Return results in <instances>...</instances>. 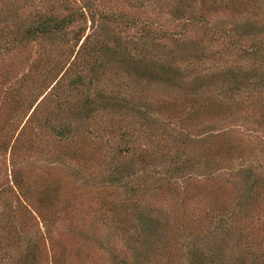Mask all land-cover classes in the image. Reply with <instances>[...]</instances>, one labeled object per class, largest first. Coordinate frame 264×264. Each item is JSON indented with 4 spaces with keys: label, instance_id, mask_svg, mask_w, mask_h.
Returning a JSON list of instances; mask_svg holds the SVG:
<instances>
[{
    "label": "rangeland",
    "instance_id": "obj_1",
    "mask_svg": "<svg viewBox=\"0 0 264 264\" xmlns=\"http://www.w3.org/2000/svg\"><path fill=\"white\" fill-rule=\"evenodd\" d=\"M40 23L48 33L23 30ZM253 66L264 0H0V264H193L196 249L211 264L219 247L213 264H264V86L231 99L204 86ZM181 96L224 113L184 118ZM173 152L213 164L142 187ZM126 167L127 184L106 181ZM245 171L258 198L239 207ZM142 218L149 242L128 240Z\"/></svg>",
    "mask_w": 264,
    "mask_h": 264
},
{
    "label": "trees",
    "instance_id": "obj_2",
    "mask_svg": "<svg viewBox=\"0 0 264 264\" xmlns=\"http://www.w3.org/2000/svg\"><path fill=\"white\" fill-rule=\"evenodd\" d=\"M102 16H106L104 14H102ZM76 18H78L75 14V11H71L65 15H61L57 19H55V23L57 22V24L59 26H62L64 24H71ZM50 21V20H49ZM44 22V21H43ZM56 29V28H54ZM23 30H26V32L30 33L31 35H40V34H45L48 33V28L47 25H43L42 23L38 24L37 26H33V25H28L26 26ZM42 37V36H40ZM39 38V37H38ZM259 47V46H258ZM124 51V49H122V51L120 52V49L117 48V50H112L113 57L116 58H120V54H122V52ZM257 51L260 52L259 48H253L249 50V53L253 56L257 55ZM97 50L95 47H93V49L91 50V53H96ZM91 53H89L87 56H91ZM91 67H94L93 65H91ZM220 80L221 82L219 83V85H216V78L218 76L215 77V79L208 78L205 79V83L204 86L207 87H212L215 86L218 89H221V96L224 98H232L234 96H238L241 95L246 92V88L247 87H251L252 92L258 90L260 87L264 86V69L263 68H258V67H251L248 69H244L241 73L237 72L236 74L233 73V71H230V73H226V72H222L220 73ZM150 76V74H149ZM145 78H147L146 75H144ZM212 79V80H211ZM79 81V79L77 80ZM251 91V90H250ZM248 91V92H250ZM182 97V101L183 103L181 104V108L179 106V109L177 110V115L178 114H185L184 118H192L195 121L199 122L200 120H202V118L205 119L208 118L207 115H221L224 113L223 109H218L217 107L211 108L206 110V108L204 106H199L197 104V99L195 97L193 98H187L186 96H181ZM221 101V100H220ZM87 103V101H86ZM58 108L60 109H64L65 112L69 113V115H75L76 111H79L80 109L77 107V105L75 104H70V102H64V101H60L57 105ZM76 109V110H75ZM264 109V106H263ZM96 110V106H88L85 108V115L84 117H88L93 115V111ZM180 116V115H179ZM180 119L183 121V119L180 117ZM146 122H150L151 125H155L154 122L148 120ZM146 122L144 124H146ZM160 122V121H159ZM158 123V125H162V123ZM181 123V122H179ZM183 124V123H181ZM181 130H177L176 135L178 139H181L183 142H189L191 140L187 139L188 134L184 133L181 134L180 132ZM56 132V131H55ZM58 135H60L63 138H66L68 136H71L73 133L72 128H69L68 126H64L62 127L58 132H56ZM184 137V138H183ZM189 138V137H188ZM165 156V155H163ZM132 158H135L138 161H143L145 158H151L150 153L149 154H145V153H132L131 155ZM167 157V161L166 164H164V168H160L159 171H154L152 170V174H155L156 172H158V176H153L152 180H150L149 182H147L146 180H143L144 185H142V187H150L152 186L156 181L159 182L158 180H165L166 182H168V180H173L176 179L177 177H182V174H184V169L187 167H190L192 165L193 162L198 163L199 168H201V170L204 171H208L211 168V165L213 164V161L210 159H204V160H193V158H191L189 155L186 154V157L183 159H181L180 161H178L177 159L179 158V156L173 152L172 155L170 156H165ZM180 159V158H179ZM129 168V167H128ZM126 167V169L124 170H119V172H115L112 176H108V179L106 180L109 183H114V184H127L130 180H131V173L128 172V169ZM145 171V168H144ZM125 173V174H123ZM250 172L245 171L242 176H241V181L242 179L248 183L246 186H243L241 184V191L239 193V197H237V203L235 201V205L241 207L242 204L246 201V200H251V201H257L258 195L255 194V192H257L255 189L258 187V183L260 180H256L258 178H251V174H249ZM125 178L127 179L125 181ZM254 179L251 182V179ZM133 181L138 182V180L132 178ZM142 181V179H141ZM156 182V183H157ZM155 183V184H156ZM238 184V182H237ZM137 187V184L135 185ZM153 188V187H152ZM151 188V189H152ZM137 188H133L131 191L135 192ZM219 221L221 222L220 224H218L217 226H219V229H223V227H225L223 230H225L227 227L228 229H234L233 224H227L226 219L222 218V217H218ZM149 227V226H148ZM146 228V227H145ZM144 219H139V226L135 227L133 226L132 229H128L129 231L125 232V235L128 234V240H133V241H147V243L149 242V238L148 236L145 235L144 233ZM132 230V231H131ZM222 231V230H221ZM234 231V230H233ZM223 232V231H222ZM225 234V235H224ZM228 234L223 232V236L222 239L220 240L221 243L227 247L228 245V239L231 238L228 236ZM133 238V239H132ZM38 243V242H37ZM32 245H30L29 247V252L34 254L35 253V249H36V242H32L30 243ZM29 243L28 240H25V246L28 247ZM201 249H196V251H191L189 253V259L188 261H191L193 264H205V262L207 263V256L205 255V252L203 251L202 253L200 252ZM221 248H217L215 254L213 253L212 257V261L211 264H213L214 262L218 261L219 258H221ZM208 261V262H209ZM216 264V263H215ZM231 264H244V261L242 260H232ZM251 264V263H250Z\"/></svg>",
    "mask_w": 264,
    "mask_h": 264
}]
</instances>
